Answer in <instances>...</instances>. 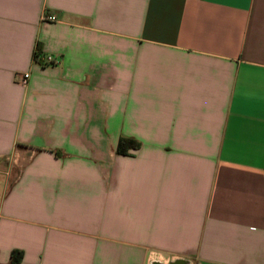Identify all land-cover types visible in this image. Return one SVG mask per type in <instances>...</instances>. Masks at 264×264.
<instances>
[{
    "label": "crops",
    "instance_id": "0c3cea01",
    "mask_svg": "<svg viewBox=\"0 0 264 264\" xmlns=\"http://www.w3.org/2000/svg\"><path fill=\"white\" fill-rule=\"evenodd\" d=\"M15 250L264 264V0H0V264Z\"/></svg>",
    "mask_w": 264,
    "mask_h": 264
},
{
    "label": "trees",
    "instance_id": "16d2710c",
    "mask_svg": "<svg viewBox=\"0 0 264 264\" xmlns=\"http://www.w3.org/2000/svg\"><path fill=\"white\" fill-rule=\"evenodd\" d=\"M34 56L35 57L37 56L36 52L34 53ZM122 142H130L131 144H136L135 141H133V140L129 141L127 139H121L119 144H122ZM21 257H22L21 251H17V250L13 251L11 253V260H10L11 264H16L21 259Z\"/></svg>",
    "mask_w": 264,
    "mask_h": 264
},
{
    "label": "built area",
    "instance_id": "2783aa9c",
    "mask_svg": "<svg viewBox=\"0 0 264 264\" xmlns=\"http://www.w3.org/2000/svg\"><path fill=\"white\" fill-rule=\"evenodd\" d=\"M48 19L50 20H54L55 19V16L54 15H50V16H47ZM43 59L45 62H48V63H53L54 62V59L50 56V55H45L43 56ZM29 74L27 72H24L22 75H21V78H20V82L22 84H25L26 81H27V78H28Z\"/></svg>",
    "mask_w": 264,
    "mask_h": 264
}]
</instances>
